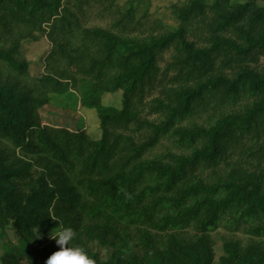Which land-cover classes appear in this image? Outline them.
I'll return each mask as SVG.
<instances>
[{
    "label": "trees",
    "instance_id": "1",
    "mask_svg": "<svg viewBox=\"0 0 264 264\" xmlns=\"http://www.w3.org/2000/svg\"><path fill=\"white\" fill-rule=\"evenodd\" d=\"M81 2L0 0V264H46L60 226L96 264H264V0H187L177 26L139 35L132 0L111 26L86 25ZM36 32L55 66L31 76L20 49ZM69 89L98 138L43 123ZM166 136L182 150L146 156ZM219 226L249 239L216 258Z\"/></svg>",
    "mask_w": 264,
    "mask_h": 264
},
{
    "label": "rangeland",
    "instance_id": "2",
    "mask_svg": "<svg viewBox=\"0 0 264 264\" xmlns=\"http://www.w3.org/2000/svg\"><path fill=\"white\" fill-rule=\"evenodd\" d=\"M187 0H132L134 19L139 23L133 24L132 22L127 29V32L133 35L141 34L149 30H161L162 28H173L177 26L179 20L175 11V5H182ZM211 0H209L210 2ZM106 0H83L81 2L83 16L82 21L86 25H101L111 26L114 19L119 16L115 13V9L124 10L129 0H114L113 8L106 9L104 4ZM72 9H77L72 6ZM158 23V24H156ZM134 25V28L131 27ZM118 30V28H117ZM157 30V31H158ZM37 39H26L22 42L20 49V56L25 58L29 62V74L35 76L40 71H53L55 66L54 62H47L45 59L46 54L50 50L51 43L41 33H37ZM166 57V55H164ZM163 64L164 61H161ZM160 63V64H161ZM260 66L264 65V57L259 61ZM63 66V63H60ZM121 91L104 93L102 101L107 105H120ZM227 106V105H226ZM228 107V106H227ZM225 109V107L221 108ZM220 110V109H218ZM218 112V111H217ZM40 114L42 121L45 124L60 126L66 125L70 129H74L77 126L83 128L86 133L92 138H98L100 136V130L98 126V118L93 108H84L79 104V94L74 89H69L62 94L51 92L49 93V102L41 108ZM215 114L213 110L196 111L191 115L184 118L182 124H207L210 121V117ZM134 135H138L136 130H128ZM182 148L175 144L171 136L161 138L154 147H152L147 153L148 157H165L169 151L180 152ZM212 238L215 243L216 258L221 254L222 239L225 237H235L246 242L249 237L242 232H230L223 226L217 227L211 231ZM6 241L15 243L16 238L12 230H8L5 236Z\"/></svg>",
    "mask_w": 264,
    "mask_h": 264
},
{
    "label": "clouds",
    "instance_id": "3",
    "mask_svg": "<svg viewBox=\"0 0 264 264\" xmlns=\"http://www.w3.org/2000/svg\"><path fill=\"white\" fill-rule=\"evenodd\" d=\"M37 238L39 233L36 228ZM50 238L59 245L46 261V264H96L95 260L88 254L86 249L74 243L77 232L70 226L56 227L50 234Z\"/></svg>",
    "mask_w": 264,
    "mask_h": 264
}]
</instances>
